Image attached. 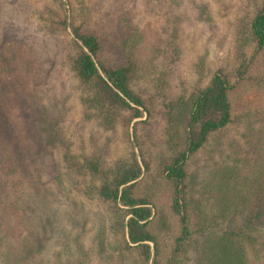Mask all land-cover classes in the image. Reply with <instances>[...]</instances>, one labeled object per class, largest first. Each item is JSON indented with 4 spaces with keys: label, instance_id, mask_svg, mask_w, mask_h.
Returning <instances> with one entry per match:
<instances>
[{
    "label": "rangeland",
    "instance_id": "374dc122",
    "mask_svg": "<svg viewBox=\"0 0 264 264\" xmlns=\"http://www.w3.org/2000/svg\"><path fill=\"white\" fill-rule=\"evenodd\" d=\"M70 1L85 13L94 9L99 23L115 20L118 39L128 40L132 29L139 28L144 67L134 85L153 115L139 124L129 110L90 108L88 94L63 64L69 39L43 30L38 13L45 1L0 0L1 32L7 25L23 37L5 42L0 35V51L7 55L0 61L7 68L0 72V264H133L138 254L128 251L124 257L118 249L124 240L121 211L100 198L99 180L81 164L99 156L112 168L125 166L136 137L152 164L139 190L152 195L160 209L167 208L170 195L159 162L169 154L173 128L165 103L190 98L220 67L235 70L250 62L255 49L249 28L261 0ZM253 61L246 76L254 84L234 96L233 124L190 161L194 196L211 204L209 216L225 226L231 206L228 199L215 198L217 177L232 197L241 194L240 188L247 192L248 185L258 184L259 178L242 181L246 172H264L256 168L264 131V51ZM8 157H15L23 171L16 190L5 180ZM233 167L238 175H231ZM10 204L18 234L6 227ZM254 234L262 257L264 228ZM205 240L194 234L180 263L198 264Z\"/></svg>",
    "mask_w": 264,
    "mask_h": 264
},
{
    "label": "trees",
    "instance_id": "16d2710c",
    "mask_svg": "<svg viewBox=\"0 0 264 264\" xmlns=\"http://www.w3.org/2000/svg\"><path fill=\"white\" fill-rule=\"evenodd\" d=\"M43 1L44 7L38 13L43 30L46 34L58 33L69 39L71 45L64 53L63 64L88 94V106L113 113L129 110L132 119H139V124L144 122L143 117L151 118L153 113L148 101L134 85L144 67L139 28L132 29L128 40H121L117 38L120 34L115 20L109 24L97 22L94 9L85 13L70 0ZM3 28L4 25L2 32L0 27V35L5 42L23 39L18 32H13V27L6 25ZM249 30L255 46L251 63L244 61L235 70L220 67L210 82L190 98L165 103L167 121L173 128L168 141L169 154L161 156L159 162L170 195L167 208L160 209L152 195L142 194L139 190L140 181L150 172L152 164L136 137L131 138V157L125 166L112 168L99 156L87 158L80 166L99 180L100 198L111 208L121 211L124 240L118 249L124 257L128 251L137 253L133 264H181L180 258L196 233L203 234L206 239L200 246L198 264H263L264 254L260 257L254 232L264 228V172L259 174L255 169L246 172L241 180L259 178L258 184L252 187L247 183V192L242 187L241 194L232 197L227 189L220 188V176L217 177L212 187L213 192L216 190L215 198L228 199L231 206V217L226 226L217 217H210L211 204L194 196L195 183L190 174L191 159L214 135L233 124L234 96L254 84L246 74L254 64L253 60L264 51V0L258 4ZM4 59L7 55L0 51V61ZM6 69L0 67V72H6ZM261 79L264 82V76ZM261 87L264 88V84ZM260 138L256 168L264 171V131ZM3 163L5 180L16 190L23 181L19 162L15 157H8ZM237 171L238 168H231V175H238ZM237 181H232V189L237 187ZM10 205L5 209L6 227L15 233L13 210L16 211L15 206ZM169 244L171 249L167 250Z\"/></svg>",
    "mask_w": 264,
    "mask_h": 264
}]
</instances>
